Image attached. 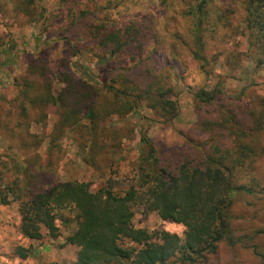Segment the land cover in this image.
I'll list each match as a JSON object with an SVG mask.
<instances>
[{
    "label": "trees",
    "instance_id": "obj_1",
    "mask_svg": "<svg viewBox=\"0 0 264 264\" xmlns=\"http://www.w3.org/2000/svg\"><path fill=\"white\" fill-rule=\"evenodd\" d=\"M178 1L182 31L153 12L68 9L69 34L61 40L73 55L84 48L110 64V77L102 83L78 79L69 58L59 61L53 75L43 58L31 56L17 76L18 94L0 100V138L16 143L0 162V206L17 204L19 232L30 241L57 239L61 227L74 225L63 239L78 248L71 264H196L222 243L250 250L264 264V0ZM33 3L23 0L15 10ZM164 4L171 10L170 0ZM70 36L80 41L72 45ZM237 36L247 37L255 53V78L261 81L251 85L260 93H251L250 86L225 97L220 82L196 91L191 136L161 151L145 138L148 155L132 170L122 169L123 143L134 141L136 131L127 116L143 103L166 121L179 113L170 78L160 76L153 55L165 46L177 56L180 43L206 76L220 57L229 70H238L242 54L229 47ZM7 49L2 36L0 54ZM54 83L61 85L58 92ZM51 116L56 120L50 133L30 131ZM66 135L81 152L73 173L55 161ZM45 141L47 160L38 153ZM236 204L244 215L235 213ZM138 211L182 225L183 237L135 228ZM14 254L24 261L33 253L17 245Z\"/></svg>",
    "mask_w": 264,
    "mask_h": 264
},
{
    "label": "rangeland",
    "instance_id": "obj_2",
    "mask_svg": "<svg viewBox=\"0 0 264 264\" xmlns=\"http://www.w3.org/2000/svg\"><path fill=\"white\" fill-rule=\"evenodd\" d=\"M22 1L0 0V37L3 36L4 43L9 47L6 54H0V100H12L18 94L17 76L24 74L31 56L43 58L49 64L53 75L58 71L59 61L62 58H69L70 69L78 79L88 83H102L103 80L110 77L113 72L110 64L101 62L91 51L84 48H80L79 52L73 55V49L67 47L64 40H61L69 34L65 22L68 9H85L92 14H97L102 9L111 8L115 11L119 10L123 14L134 11L139 14L153 12L158 17H162L165 23L171 24L173 29L182 31L179 28L182 22L179 16L181 8L178 0H170L171 10H167L166 4H164L165 0H33L34 3L25 10L29 12L28 17L25 16V11L15 10L16 5ZM109 3L110 6H108ZM174 10L177 14L173 13ZM30 16L39 18L32 22ZM173 16L175 19L171 20ZM159 29L161 28L159 27ZM70 37L69 41L72 45L80 41L74 36ZM235 39L234 42L229 43V47L234 45L235 48L232 49L242 54L240 69L229 70V67L222 64L223 58L220 57L215 64L213 73L208 76L199 69L185 44L178 43L174 48V53L177 56H173L165 46L153 55L154 65L160 69V76L170 78L178 102L179 113L174 119L166 121L160 113L143 103L140 110L127 116L126 120L136 126V131L134 141L123 143L122 169L132 170L138 159L148 155V150L141 144L145 138L153 143L156 150L161 151L168 147L181 146L185 138L191 136L190 131L197 119L192 97L196 91L210 90L217 82H220L218 87L223 95L232 97L252 86L253 79L261 81V79L255 78L258 77L254 70L255 53L250 49L247 37L237 36ZM12 46L15 50L12 49ZM8 78L11 82L6 85ZM60 88V84L54 83L55 92H58ZM250 91H252L251 93H260L259 88L255 86L250 87ZM55 120V117L51 116L46 125L33 126L30 131L34 134L44 131L50 133ZM32 142L33 140L29 144ZM47 143L48 141H45L38 150L44 160H47ZM59 143L61 151L55 155V161L61 159L58 164L59 169L73 173L77 168L72 163L81 164V152L68 135L62 138ZM9 147L14 150L16 143L0 138V162L3 161L5 155L11 153ZM5 161L7 162V159ZM260 168L264 172V158L260 162ZM234 211L243 215L246 213L242 206L237 204ZM133 225L135 228L144 229L149 233L164 230L180 238L183 237L185 230L180 224L162 221L155 213L145 215L140 211L134 215ZM73 230L74 225H65L61 227V236L57 239L52 240L44 236L41 241H30L24 239L19 232L17 204L11 202L6 206H0V264H43L45 262L71 264L77 257L78 248L65 245L63 239ZM42 232L45 234L44 230ZM17 245L30 248L32 256L21 261L14 254V247ZM169 264L182 263L173 259ZM196 264L261 263L250 250L232 249L222 243L216 254L209 255L204 262Z\"/></svg>",
    "mask_w": 264,
    "mask_h": 264
}]
</instances>
